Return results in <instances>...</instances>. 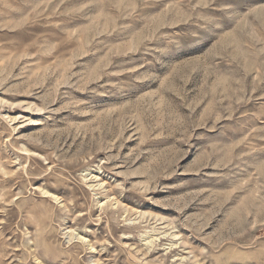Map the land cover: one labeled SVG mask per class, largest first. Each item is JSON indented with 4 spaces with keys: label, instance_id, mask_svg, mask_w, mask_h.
<instances>
[{
    "label": "rangeland",
    "instance_id": "obj_1",
    "mask_svg": "<svg viewBox=\"0 0 264 264\" xmlns=\"http://www.w3.org/2000/svg\"><path fill=\"white\" fill-rule=\"evenodd\" d=\"M0 264H264V0H0Z\"/></svg>",
    "mask_w": 264,
    "mask_h": 264
},
{
    "label": "bare ground",
    "instance_id": "obj_2",
    "mask_svg": "<svg viewBox=\"0 0 264 264\" xmlns=\"http://www.w3.org/2000/svg\"><path fill=\"white\" fill-rule=\"evenodd\" d=\"M91 246V245H90Z\"/></svg>",
    "mask_w": 264,
    "mask_h": 264
}]
</instances>
